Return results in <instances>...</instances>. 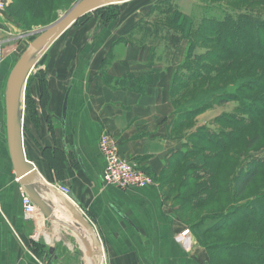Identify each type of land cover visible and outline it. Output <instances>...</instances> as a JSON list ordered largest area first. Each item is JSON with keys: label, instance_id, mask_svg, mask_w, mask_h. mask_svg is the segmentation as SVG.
<instances>
[{"label": "crops", "instance_id": "1", "mask_svg": "<svg viewBox=\"0 0 264 264\" xmlns=\"http://www.w3.org/2000/svg\"><path fill=\"white\" fill-rule=\"evenodd\" d=\"M153 3L132 0L116 5L119 15L113 21L103 23L95 18L77 30L68 45L73 52L60 69L65 74L50 78L49 105L31 106V113L27 108L23 115L25 157L47 184L64 181L62 185L70 189L75 203L92 220L105 264H206V253L194 247L193 236L183 235L185 225L155 184L121 190L102 181L106 161L98 144L104 132L117 140L124 158L149 168L152 174L160 172L181 148V140L167 135L175 112L169 89L177 57L173 66L164 67L151 56L161 42L139 43L140 37L131 30L146 19ZM0 29L12 30L1 16ZM3 39L7 41L0 44V264H33L28 243L45 248L41 257L47 264H76L63 261L64 248L70 250L60 236L70 235L62 226L39 212L33 219L23 213L21 188L8 153L3 106L5 81L17 57L13 50L7 51L11 39ZM118 47H122L120 61L103 66ZM148 74L154 85L143 96L109 88L103 82V75L117 79ZM46 153L60 160L54 161L53 156L50 160Z\"/></svg>", "mask_w": 264, "mask_h": 264}, {"label": "rangeland", "instance_id": "2", "mask_svg": "<svg viewBox=\"0 0 264 264\" xmlns=\"http://www.w3.org/2000/svg\"><path fill=\"white\" fill-rule=\"evenodd\" d=\"M78 1L79 0H64L62 5L56 6L50 11L45 9L44 6V8H40L41 15L33 16L31 14L28 15L27 11H21V13L19 14L15 13V8L17 7H14V0H5V4L0 3V16L3 23H5L10 29L12 28V30H8L7 32L0 29V44L2 43V40H4L5 42L7 41V39H3L4 37L10 38V45H8L9 50L7 51L13 50V54H15L17 60L23 53V51L27 48V46L42 31L56 23ZM157 2L155 1V3H153L152 5L154 7L158 6ZM167 2H170L175 7L177 6L184 14L192 16V18L194 17L193 19H195L196 22L201 19L200 17H208V15L214 16L216 12V17H220L221 10H223L226 5L235 9H246V11H250L248 12V15L264 13V0H204V4H207L206 2H209V4L207 5L208 8H206V5L203 7L204 4L199 0H167ZM12 3L14 5H12V8L10 10L14 12V15L11 16L8 13V9L6 8L7 5ZM101 14L102 13H97V15L90 16V13L87 19L82 20L77 24L74 23L61 35L60 39L41 57V59L35 65V68L31 72L26 83L22 101L24 116L26 114L27 107L28 110H30L31 106L45 107L49 105V102L51 100V97L48 93L49 81L52 80L50 79L51 76L57 78L58 74L62 75L61 72H63V75L65 74V71H61L60 69L65 64V62L68 61L69 55H71V53L73 52V48L71 46L69 47L68 45H70L71 40L76 37L78 33L77 30L85 23L90 22L95 18L99 21H103V17ZM104 18L108 19V16L106 15ZM147 19L148 18H146L145 21H147ZM145 21L142 22L146 23ZM153 22L154 21L152 18L148 19L147 23L152 24ZM131 39L134 41H138L135 37H132ZM198 43L199 41L196 43V45L200 48L197 49V55H201L208 50L212 53L210 55V58L207 59L209 66L212 68L216 60L215 54L219 51V47L215 45L213 40H207L206 44L202 46H200ZM262 43V50H264V41ZM186 45V41L182 42L180 47L174 53V58H172L173 61L162 65L164 67L169 65L173 66L175 64V57H177L176 65L182 62L184 59L183 52ZM242 46L247 45L242 43ZM121 50L122 47H118L117 49L111 51L106 65H109L113 60H118L121 54ZM157 51H159L158 48ZM119 61L120 60H118V62ZM154 62L155 61L152 60V63ZM228 64L230 65L228 68L224 67L225 65L219 64L220 68H224L219 69L218 72L223 73L218 78L211 79V77L209 76L211 73H213L211 71L210 74H208L209 77L207 79L199 81V83L197 84V89L199 93L205 92L206 102L210 101L207 97L214 94L225 93L228 96L231 95L232 99L233 96L238 97L239 95L241 98L238 97L239 99L237 101L232 100L224 105H218L212 102L209 106H205L203 107V109H200L194 117H190L189 121H185L179 127H176V129L172 132H170L172 124H169L167 126V135L169 138H182L180 149L187 147L189 152L191 151L192 154H196L197 157L202 156V158H204L207 162L212 161L211 156L217 154V150L213 149L210 145L205 143L207 139L205 138V136L203 137V135L200 134L201 132L206 131L209 134H213V136H217L220 132H224L222 134H226L227 137L229 136L228 134L232 133L235 137V140L228 152L225 153V155H223L221 158L218 157L216 166L214 168L209 167V169H207L209 175L207 176V178H204L201 181L202 183L206 181L211 182L212 177L215 183V193L212 198L209 199L206 203H201L200 200V205H198L197 207L191 206L190 202L194 199H197L198 194L194 195L193 199L192 193L189 195V192L185 193L179 189L180 172L185 169L186 165H189V163L194 161V158L187 162H182L181 164L174 163L173 161L170 162V166L171 168H173V170H170L168 172L166 171L167 169L165 167L168 161L167 159L162 170L156 174H152L149 168L143 167V165H140L139 163L135 164L129 162L126 158H124L120 152V145L117 140L111 137L107 132H104V135L112 138L114 143L117 145L120 158L124 159V161L135 171L139 172L143 176L147 177L150 181H152V185L155 184L159 188L166 205L169 206L178 215L181 222L185 225L183 235L188 234L190 236H193L194 247H199L204 251V253H206L207 262L212 258V264H257V262L254 261V255L257 254L259 250H257V248H254L252 251L257 252L255 254H251L249 251L240 248L238 244H264V233H262V229H259V231L253 234L248 231V225H244V227H239L238 229H233L221 233H218L216 231L217 228H214L216 231L214 233H209L210 231L205 232L203 231V229H201V225L204 222L208 223V220L215 219L216 216H218L220 213L222 214V212L227 209L231 210L234 208H239L242 204L250 203L251 201L253 202L257 200H264V196L261 197V194H264V168L261 169L259 175L254 179L252 184L247 188L245 194L239 200L233 201L231 199L233 190V178L237 169L240 168L242 170L246 166L245 164H247V162L254 157L264 156V64L252 63L247 61L241 62L238 60L236 62H228ZM44 68L46 69L44 70ZM106 77L108 80L111 79L112 81H108L103 75L104 84L109 88L117 89L118 86H116L115 83L120 85L118 82L120 78H117V82H115V78L108 75H106ZM118 88H120V86ZM182 93L184 92H178V90L174 88L173 98L178 99L179 96L182 95ZM184 99L185 100L183 102L178 101L176 105H172L173 109L182 111L185 108L183 104L186 103L187 100H190L188 97ZM254 102L258 103L255 104ZM32 117L33 116H30L29 118ZM52 156V154H47V156L45 157H49V159L51 160ZM46 160L50 163L48 159ZM53 160L58 161L60 159L57 155H54ZM50 165L53 168H57V171L59 173H62V169L60 167H57L53 164ZM188 174V176H192L193 174H195V172L189 171ZM200 174L201 171L198 173V175ZM59 183L61 185L65 184L64 181H60ZM222 188L223 191L220 192ZM71 200H73L75 203L72 194ZM69 203L75 209H80V207L76 203V206L71 202ZM82 216L85 219L88 218L84 214ZM262 224L264 225V222ZM62 228L68 235H70V237H66V239L63 236H60V239L66 240V242L69 244L70 250L67 251L64 248L63 253L65 254V259L63 261L66 263L74 262L76 264H80L79 259H81L83 264H87V257L85 256L82 249L79 248V242L73 236L72 231H70L68 227ZM197 231L200 233V239L195 235V232ZM73 242L75 243V245ZM214 242L215 244H219L220 242H229L231 243L233 250H236L237 253L241 252L245 255V257L248 256L247 258L252 259V261L239 262L241 260L231 259L229 256L228 258L226 257V252L223 253L219 249H216L212 246ZM30 245L31 243H28L27 251L32 253L35 257V261L33 262V264H47V261L42 260L41 257L46 251L45 248L38 249V247L34 248V246L36 245ZM243 251H245L246 253ZM248 254H250L251 257H249ZM103 264H105L104 256Z\"/></svg>", "mask_w": 264, "mask_h": 264}, {"label": "trees", "instance_id": "3", "mask_svg": "<svg viewBox=\"0 0 264 264\" xmlns=\"http://www.w3.org/2000/svg\"><path fill=\"white\" fill-rule=\"evenodd\" d=\"M63 1L64 0H14L15 5L13 3L9 4L6 9H8V13L11 16L14 15V12L10 10L12 5L17 7L15 8L16 11L14 10L15 13L19 14L21 11H27L28 15L31 14L33 16H38L41 15V7L44 8L45 6V9L50 11L56 6L62 5ZM155 1H158V6L154 7L151 5L146 17L148 19L153 18L154 22L148 24V19L147 21L144 20L146 23L142 22V20L131 30H134V35L140 37L139 43L147 42L148 40H159L161 42L160 47L158 48L159 51H157V48L153 49L151 56L155 57L159 62H162V64L173 61L172 58H174V53L180 47L181 43L184 41L187 43L183 52L184 59L176 66L175 71L173 72L169 96L172 105H176L178 101L183 102L186 97L190 100H187V102L183 104L185 108L182 111L174 109V118L170 123L172 124L170 132H172L176 127H179L185 121H189L190 117H194L200 109L209 106L212 102L218 105H224L232 100L237 101L241 98L239 95V98L233 96L232 99L231 95L228 96L225 93L214 94L212 96L209 95L207 98L210 101L206 102L205 92L199 93L197 84L199 81H203L209 76L211 79L218 78L223 73L218 72V70L223 69L224 67L228 68L230 66L228 62L231 63V61L236 62L238 60L241 62L247 61L264 64V50H262V42L264 41V13L248 15V12L250 11H246V9H235L226 5L225 8L221 10L220 17H216V12L214 16H203L200 17L201 19L198 22H196L195 19H193L194 17L192 18V16L184 14L177 6H173L170 2L168 3L167 0ZM199 1L204 4V0ZM206 3L207 4H204L203 7L206 5V8H208L207 5L209 2ZM115 6L96 10L92 12L93 15L92 13L91 15L87 14L75 22V24L87 19L89 15L94 16L97 15V13H102L103 23L111 22L119 15V7L117 8ZM106 15L108 16V19L104 18ZM207 40H213L215 45L219 47V51L215 54L216 56L214 55L216 60L212 68L207 62V59L210 58V55L212 54L209 50L201 55L196 54L197 49L200 48L196 43L199 41L198 44L202 46L206 44ZM242 43L247 46H242ZM107 59L105 60V63H103V66L107 64ZM219 64L225 66L220 68ZM211 71L213 73L210 74ZM208 74L210 75L208 76ZM104 76L107 79L106 75ZM108 81L112 80L109 79ZM115 82H117V79H115ZM118 82L120 85L115 83L116 86H120V88L123 87L122 89L134 92L141 96L146 95L150 86L154 85V79L151 74L138 77L127 75L123 77V79L120 78ZM174 88L177 89L178 92H184L178 99L173 98ZM254 103L257 104L258 102ZM222 133L224 132H220L217 136H213V134H209L206 131L200 133L207 139L205 143L217 150V154L211 156V162H207L202 156L197 157L196 154H192L187 147L172 154L167 161L165 167L168 172L173 170L170 166V162L172 161L181 164L182 162H187L193 158L195 159L189 163V165H186L185 169L180 172L179 176V189L181 191L185 193L189 192V195L192 193V198L194 195L198 194V198H193L194 200L190 202L191 206L197 207L200 205V200L201 203H206L215 193L216 188L212 177L211 182L206 181L202 183L201 181L209 175L207 169L216 166L218 157L221 158L225 155L235 140L232 133L228 134V137L226 134ZM181 139L178 138V140ZM245 165L246 166L242 170L239 168L234 174L231 198L233 201L239 200L245 194L247 188L259 175L261 169L264 168V156L254 157ZM189 171L195 172V174L188 176ZM200 171L201 174L198 175ZM222 191L223 188L220 192ZM262 196H264V194H261V197ZM263 222L264 200H257L242 204L239 208L225 210L222 214L220 213L216 216L215 219L208 220V223L204 222L201 225V229L205 232L210 231L209 233H214L216 231L221 233L248 225V231L250 233L253 234L259 231V229H262V233H264ZM214 228H217L216 231ZM195 235L199 239L201 238L198 231L195 232ZM230 245L231 243L229 242H220L219 244H215L214 242L212 246L223 253L226 252V257L229 256L231 259L241 260L239 262L252 261V259L247 258L248 256L245 257L241 252L237 253L236 250L232 249V245ZM238 246L249 251L251 254H255L257 251L253 252L252 250L257 248L259 251L254 255V261H256L257 264H264V244L256 245L241 243L238 244ZM248 255L251 257L250 254ZM207 263L212 264V258L209 259Z\"/></svg>", "mask_w": 264, "mask_h": 264}, {"label": "water", "instance_id": "4", "mask_svg": "<svg viewBox=\"0 0 264 264\" xmlns=\"http://www.w3.org/2000/svg\"><path fill=\"white\" fill-rule=\"evenodd\" d=\"M132 0H79L56 23L42 31L23 51L10 70L3 97L5 130L8 153L20 188L31 199L38 212L50 222L68 227L79 242L91 264H103V248L94 228L40 176L36 168L27 161L23 146V101L24 90L35 65L75 22L87 14L109 6L120 5ZM5 4V0H1ZM67 94L63 100L65 114ZM45 195V197H43Z\"/></svg>", "mask_w": 264, "mask_h": 264}, {"label": "built area", "instance_id": "5", "mask_svg": "<svg viewBox=\"0 0 264 264\" xmlns=\"http://www.w3.org/2000/svg\"><path fill=\"white\" fill-rule=\"evenodd\" d=\"M98 148L100 154L106 161L105 170L102 175V181L105 185L121 190L152 185V181L135 171L124 161V159L120 158L118 147L112 138L103 133L99 140ZM50 186L63 198L75 205L74 201L71 200V192L69 188L62 186L61 184H51ZM20 194L24 215L29 219L35 218L38 214V210L23 190H21ZM80 212L82 215L84 214L87 216L82 210ZM86 220L93 226L92 220L89 217L86 218Z\"/></svg>", "mask_w": 264, "mask_h": 264}, {"label": "bare ground", "instance_id": "6", "mask_svg": "<svg viewBox=\"0 0 264 264\" xmlns=\"http://www.w3.org/2000/svg\"><path fill=\"white\" fill-rule=\"evenodd\" d=\"M21 102H22V101H21ZM21 106H22V103H21ZM63 199H64V198H63ZM86 217H87V216H86ZM103 255H104V254H103ZM87 260H88V259H87ZM87 264H91V262H90V261H88V262H87Z\"/></svg>", "mask_w": 264, "mask_h": 264}]
</instances>
